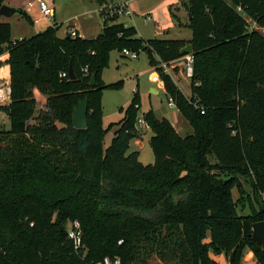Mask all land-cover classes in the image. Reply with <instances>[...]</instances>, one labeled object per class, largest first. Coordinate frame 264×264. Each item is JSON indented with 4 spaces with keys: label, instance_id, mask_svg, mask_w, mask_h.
Listing matches in <instances>:
<instances>
[{
    "label": "trees",
    "instance_id": "1",
    "mask_svg": "<svg viewBox=\"0 0 264 264\" xmlns=\"http://www.w3.org/2000/svg\"><path fill=\"white\" fill-rule=\"evenodd\" d=\"M183 7L189 40L144 43L133 27L106 19L93 39L59 37L53 26L13 42L9 24L0 23L11 88L8 104L0 105L9 122L0 130V264H103L105 257L215 264L209 253L241 264L248 251L253 264H264V249L252 237L253 224L264 221V35L246 28L250 19L264 31V0H188ZM187 44L193 76L185 97L162 65L180 59ZM123 49L148 54L165 97L192 129L181 137L148 111V165L128 153L137 136V95L118 122L102 125V91L119 86L104 84L102 71L109 53ZM34 89L46 96L36 113ZM82 100L87 126L76 129L72 113ZM114 127L103 148V133ZM240 178L260 202L238 216ZM73 221L81 229L78 251L67 238ZM217 226L229 237L217 238Z\"/></svg>",
    "mask_w": 264,
    "mask_h": 264
},
{
    "label": "rangeland",
    "instance_id": "2",
    "mask_svg": "<svg viewBox=\"0 0 264 264\" xmlns=\"http://www.w3.org/2000/svg\"><path fill=\"white\" fill-rule=\"evenodd\" d=\"M32 1L34 0H4L5 4H9L19 12L10 17L0 15V23H7L10 26L13 42L22 39L27 40L53 26L57 28L59 37H64L70 32H77L80 37L95 38L104 24L100 17L101 9L109 1L127 3L132 15L131 17L122 16L116 19H108L106 24H129L136 30V37L143 40L144 43L155 39L189 40L191 38V31L184 26L187 16H185L182 8L188 0H44L49 7L55 10L53 21L42 17L35 5L33 8H28L27 4ZM176 8H179L180 11L178 12ZM24 14L30 20H27ZM145 16L151 18L146 23H144ZM178 22H182L184 25L177 26ZM255 30L264 35L262 27L256 25ZM7 66L6 60L0 61V74L1 70ZM164 73L170 76L178 90L185 97L189 96L190 79L185 76L184 61L171 62ZM101 79L104 84L119 83L117 89L103 90L101 94V119L104 129L110 123H116L122 118L120 110L126 108L131 99L137 95L135 96L139 99L137 118L141 116L144 119L146 113L150 111L158 119H166L181 137L192 133L188 122L175 107H171L168 103L164 94L163 83L150 65L148 54L145 51H139L136 59H129L120 55L119 51L112 50L109 53L108 65L102 71ZM3 83H10V79L0 78V84ZM151 88L156 91L151 92ZM33 97L36 113L45 106L46 96L39 90L34 89ZM8 102H0V105H6ZM135 128L137 136L136 139L130 142L128 153L137 151V159L142 165L152 164L154 157L149 146L152 131L146 121L145 126L139 127L136 123ZM115 129L116 127L103 133V148L109 145ZM0 130H9L7 116L2 111H0ZM240 182L243 194H241V202L236 208L238 216L248 214L252 209H257L260 202L258 194H255L251 188L250 181L240 178ZM233 197L234 199L237 197L236 191H233ZM242 204H244V208L240 210ZM213 231L217 238L229 237L230 235L229 230L218 226L214 227ZM209 254L215 264H229L223 254ZM248 254L249 257H247ZM148 262L150 264L158 263L154 257L150 258ZM253 263V254L250 251L246 252L241 264Z\"/></svg>",
    "mask_w": 264,
    "mask_h": 264
},
{
    "label": "built area",
    "instance_id": "3",
    "mask_svg": "<svg viewBox=\"0 0 264 264\" xmlns=\"http://www.w3.org/2000/svg\"><path fill=\"white\" fill-rule=\"evenodd\" d=\"M34 5L37 7L38 13L48 19L49 21H53L54 19V9L52 7H49L44 0H34L30 3L27 4L28 8L34 7ZM237 12L242 13V8L241 6H237L236 8ZM122 16H131V11L129 10L128 6L126 3L124 4H117V5H108L106 8L101 11L100 17L104 21L109 18L113 17H122ZM149 20V17L144 18V22H147ZM247 21V30L251 31L255 29L256 23L251 21L250 19H246ZM71 36H75V33L71 32ZM120 55H122L125 58L129 59H136L138 57V54L136 52H131L127 49H123L120 52ZM184 61V66H185V76L190 79L193 76V57L191 54L185 55L182 57ZM162 68L164 69V72H166V66L162 65ZM61 77H65V74L62 73L60 75ZM11 95V88L9 83H3L0 84V102L4 101H9ZM170 106L174 107L173 103L171 100L168 101ZM196 106V105H195ZM136 123L138 124L139 127L145 126V122L143 117H138L136 120ZM263 200H264V194L262 195ZM67 238L71 241L73 245V249L75 251L80 250L81 248V229H80V224L78 221H73L70 223L68 229H67ZM121 241L118 242L120 244ZM103 264H120V258L119 257H105L103 259Z\"/></svg>",
    "mask_w": 264,
    "mask_h": 264
},
{
    "label": "water",
    "instance_id": "4",
    "mask_svg": "<svg viewBox=\"0 0 264 264\" xmlns=\"http://www.w3.org/2000/svg\"><path fill=\"white\" fill-rule=\"evenodd\" d=\"M18 11L14 8H11L5 4L0 7V15L4 17H10L14 14H17ZM188 18L190 16L188 15ZM180 56L183 57L188 54H192V47L191 45H186L183 47L180 52ZM75 76L73 71L69 69V79L74 80ZM90 84H95V75L91 76ZM151 92H155L151 90ZM87 115V101L82 100L78 102V105L74 108L72 117H73V124L76 129H85L87 126L86 121ZM252 237L253 239L264 249V221H259L253 224L252 226Z\"/></svg>",
    "mask_w": 264,
    "mask_h": 264
},
{
    "label": "crops",
    "instance_id": "5",
    "mask_svg": "<svg viewBox=\"0 0 264 264\" xmlns=\"http://www.w3.org/2000/svg\"><path fill=\"white\" fill-rule=\"evenodd\" d=\"M4 4H5V2H4ZM110 4H112V5H117V4H124V3H113V2H111V1H109V2H107L106 3V5H105V7L104 8H102L101 9V11H103L105 8H106V6H108V5H110ZM127 4V3H126ZM5 5H7V6H9V7H11V8H13L12 6H10L9 4H5ZM127 6H128V4H127ZM33 8V7H32ZM128 8H129V6H128ZM182 8H183V10H184V14H185V16H187V21H188V14H187V11L185 10V8L182 6ZM129 10H130V8H129ZM176 10L179 12L180 10H179V8H176ZM19 13V12H18ZM17 13V14H18ZM100 14H101V12H100ZM131 15H132V13H131ZM128 17H131V16H128ZM145 17H149V16H145ZM144 17V18H145ZM54 18H55V10H54ZM118 18H120V17H118ZM151 18L149 17V20H150ZM103 21V20H102ZM187 21L184 23V24H186L187 23ZM144 23H146V22H144ZM124 24V23H123ZM182 22H178V25L177 26H182V25H184ZM125 26H129V24L127 25V24H124ZM131 27H133V26H131ZM134 28V27H133ZM101 31V30H100ZM71 33V32H70ZM69 33V34H70ZM73 33H75V34H77L78 35V33L77 32H73ZM66 36V35H65ZM80 37V36H79ZM81 38H83V36H81ZM85 39H87V38H85ZM93 39V38H92ZM7 58H8V55L7 54H3V55H0V61H5V60H7ZM180 61L182 60L183 61V58L181 57L180 59H179ZM179 60H177V61H174V62H172V63H176V62H178ZM5 68V67H4ZM3 68V70H1V74H0V78H7V80H9L10 78H9V67L7 66L5 69ZM166 71H167V67H166ZM151 90H154V91H156L154 88H151L150 89V91ZM117 128V127H116ZM133 152H137V151H133ZM138 153V152H137Z\"/></svg>",
    "mask_w": 264,
    "mask_h": 264
}]
</instances>
